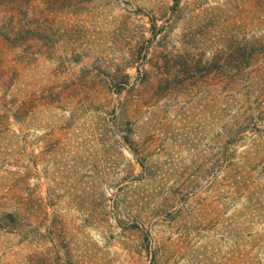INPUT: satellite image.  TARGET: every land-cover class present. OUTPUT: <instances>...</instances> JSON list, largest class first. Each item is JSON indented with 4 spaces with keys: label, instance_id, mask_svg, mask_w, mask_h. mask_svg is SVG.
I'll return each mask as SVG.
<instances>
[{
    "label": "rangeland",
    "instance_id": "374dc122",
    "mask_svg": "<svg viewBox=\"0 0 264 264\" xmlns=\"http://www.w3.org/2000/svg\"><path fill=\"white\" fill-rule=\"evenodd\" d=\"M262 1L0 0V34L49 25L15 48L0 36L12 85L38 99L52 77L50 113L30 102L16 139L0 128V211L25 221L13 231L0 213V264H264V210L243 213L230 177L249 145L232 142L233 99L262 96L264 61L227 71L233 45L260 37ZM12 85L5 100L22 101Z\"/></svg>",
    "mask_w": 264,
    "mask_h": 264
},
{
    "label": "trees",
    "instance_id": "16d2710c",
    "mask_svg": "<svg viewBox=\"0 0 264 264\" xmlns=\"http://www.w3.org/2000/svg\"><path fill=\"white\" fill-rule=\"evenodd\" d=\"M262 7L264 8V0L261 2ZM48 12L52 13V6L48 7ZM262 26V33L258 40L250 37L248 39L239 40L233 45V47L228 51L229 64L227 65V71L231 74L237 72L244 73L246 67L249 66V59H260L264 61V16L260 21ZM21 23L16 21V25L13 28L9 29L8 32L2 31L0 36L3 39V42L9 44V47L15 48L19 46L18 41L22 38L24 32L28 33L31 39L42 40V34L47 31L49 25L47 21L41 23L39 27L32 25L31 27L20 25ZM40 44L38 47H42ZM17 49V48H16ZM15 49V50H16ZM15 59L24 61L27 58L20 54L19 51L13 52ZM43 55V54H42ZM42 55H39L42 57ZM5 55H2L0 52V91L3 94H0V128L8 129L7 134L11 135L12 139L16 137L13 130H10V119L15 123L23 124L26 120V117L31 112L32 108H29L30 102L33 105L34 103L39 104L41 108L48 109V113L52 111V77L45 83L46 87H42L37 94L38 99H35V94L30 95V92L21 85H12L11 75L8 74V68L6 70L5 65L2 62V59ZM32 58V57H31ZM46 60V57H42ZM39 60L40 58H32ZM222 60V61H221ZM216 68L219 66L218 62L223 63L222 54L215 53L212 58ZM38 66V64H36ZM44 70L47 75L52 76V68L49 66H44ZM16 71V69H14ZM259 73H262L263 76ZM238 74V73H237ZM236 74V75H237ZM240 76V75H239ZM258 78H264V66L258 71ZM128 83V76L124 75L123 80L117 83L118 90L123 89L124 85ZM255 83H252L250 80H247L244 83H239L235 79L231 81V88H238L239 85L245 88L247 92L248 88L254 87ZM16 86V91L22 92V101L14 102V94L10 95L9 99H6L7 92L6 89H10V86ZM28 92V93H26ZM254 93L255 90L252 89ZM26 93V94H25ZM243 94V93H242ZM236 98V99H235ZM233 100L237 102L234 103V107L238 108V112L234 115L232 129V142L236 143L241 138L248 139L249 145L247 150L243 151V155L232 156L230 160V177H231V189L234 194H239L242 197L244 213L247 212L250 216L255 215L254 211L264 210V93L262 96H257L251 99H244L243 95H238ZM250 98V97H249ZM5 100V101H4ZM29 102L28 106H25V103ZM7 103V104H6ZM49 120H52L51 118ZM19 129V128H18ZM17 129V131H18ZM47 133L42 136L40 142L44 145V154L49 157L47 160L49 163H52V123L47 125ZM10 132V133H9ZM122 133V132H121ZM123 134V133H122ZM121 134V143L129 145V141L126 135ZM16 139V138H14ZM15 141V140H14ZM128 142V143H127ZM46 146V147H45ZM235 149V148H234ZM233 149V150H234ZM261 167L260 170H257V167ZM257 173L261 175V179H258ZM27 172H12L11 175H14L15 179L18 180L21 184L24 178L28 176ZM263 180V181H262ZM52 196V189H48L46 193V201L50 200ZM3 219L7 218L6 224L10 230H19L23 227L24 219L19 215L16 210L13 211H0ZM264 215V211L262 212ZM262 248L261 252L264 254V228L262 231ZM47 251H45V254Z\"/></svg>",
    "mask_w": 264,
    "mask_h": 264
}]
</instances>
